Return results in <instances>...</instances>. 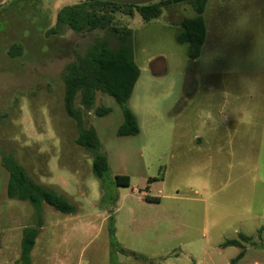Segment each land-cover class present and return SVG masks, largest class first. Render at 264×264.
I'll use <instances>...</instances> for the list:
<instances>
[{
    "label": "rangeland",
    "instance_id": "obj_1",
    "mask_svg": "<svg viewBox=\"0 0 264 264\" xmlns=\"http://www.w3.org/2000/svg\"><path fill=\"white\" fill-rule=\"evenodd\" d=\"M77 2L0 4V264H22L23 230L32 227L30 264H264V0H207L206 38L194 61L175 39L176 21L196 16L191 2L149 22L114 11L116 33L57 27L59 9ZM101 45L127 48L140 74L127 101L137 135L117 136L123 115L112 97L96 91L89 108L75 97L82 127L95 130L107 160L99 180L94 153L75 144L80 128L64 111L63 93L69 67L88 68ZM206 70L226 73L206 77ZM207 86L241 90V124L216 120L223 147L239 148L235 157L209 159L206 143L193 139L206 140ZM100 107L109 112L97 116ZM10 161L73 211L9 198ZM121 175L128 186L114 183ZM213 203L230 210H211ZM254 232L232 263L241 249L221 245Z\"/></svg>",
    "mask_w": 264,
    "mask_h": 264
},
{
    "label": "trees",
    "instance_id": "obj_2",
    "mask_svg": "<svg viewBox=\"0 0 264 264\" xmlns=\"http://www.w3.org/2000/svg\"><path fill=\"white\" fill-rule=\"evenodd\" d=\"M207 0H159L154 3L134 6L120 5L111 2L97 0H78L76 4L64 6L56 14V26H67L74 31L108 29L111 32H118L113 26V12L122 9L127 16L132 17L133 12L140 15L144 22L157 19L162 14V8L182 2H191L196 16L184 18L180 21L179 31L176 32V42L187 45V57L191 61L198 58L200 48L205 38V25L201 14ZM128 32V31H126ZM14 51H19L13 46ZM88 68L81 65H72L66 72L63 106L66 115L76 121L80 128L75 139V144L83 149L94 153L92 159V173L102 180L108 171V164L105 155L98 151V139L93 128H83L80 112L74 107V100L80 93L81 103L89 108L93 104L96 91L108 95L120 106L123 115V122L117 129V136H134L139 133L137 120L132 111L127 107L134 85L139 77V68L134 62L130 51L120 47L116 52H110L104 46L95 48L87 57ZM83 66V67H82ZM109 112L106 108H98L95 111L97 116L106 115ZM9 180L6 193L9 198H17L27 201L34 207L45 203L61 213H71L73 206L63 197L49 191L32 182L25 174L22 167L10 161ZM150 181V180H149ZM148 181V183H149ZM114 183L117 186H128L127 176H115ZM147 202L157 203L155 198H144ZM37 227L23 230L21 240L20 260L22 264H30V253L34 247L37 237ZM113 236V230L111 237ZM113 243L114 238L112 237ZM249 242L247 237L242 235L238 239L225 241L222 247H237L241 249L238 255L231 261H237L244 256V244Z\"/></svg>",
    "mask_w": 264,
    "mask_h": 264
},
{
    "label": "crops",
    "instance_id": "obj_3",
    "mask_svg": "<svg viewBox=\"0 0 264 264\" xmlns=\"http://www.w3.org/2000/svg\"><path fill=\"white\" fill-rule=\"evenodd\" d=\"M176 6H177V4H176ZM163 9H164V11L162 13H164V15H165L166 9H168V8L164 7ZM181 20H182V17L179 18L176 22L177 23L179 22V24H180ZM204 25H205V23H204ZM205 30H206V27H205ZM178 31H179V28H177V32ZM205 38H206V32H205ZM205 38H204V41H205ZM162 65H163L162 72H165L164 71L165 70V66H164L165 63L162 62ZM225 73H226L225 71L222 72V71L206 70V77H213V76L221 75V74H225ZM157 74H159V73H157V72L152 73V75L154 77H157L158 76ZM182 75H183L184 79L186 80V78L188 77L187 70H185ZM189 91L185 94L183 93V95L187 96V97H185L186 100H187V98H190L189 97V95H190ZM240 91L241 90H238V89L227 90L226 88H212L210 86L206 87V121H205L206 122V140H204L202 142L203 138H201L199 136H194L193 139H195L197 142H199L198 144H200V145L203 143H206V157L209 159H219L220 157L222 158V156H225L226 154H229V156L235 157L238 150H239V148L234 147L233 144L231 146H229L228 148L223 147L225 144V143H223L224 138L220 134H218L217 123H216L217 121L216 120L218 118H220V116H222L223 120L225 121L224 123H229V124L233 123L234 125H236V124L240 125L241 124V122H240L241 118L240 117H242V116H240L238 114L239 107L237 105L238 101H239L238 95L240 94ZM181 95H182V93H181ZM213 103H215L216 105ZM132 113L135 116V113L133 111H132ZM135 118H136V116H135ZM136 120H137V118H136ZM220 123L223 124L222 122H220ZM137 124H138V122H137ZM234 139H235V136H233L231 138L232 143H234ZM240 153H241V150L239 151V154ZM206 191H207V189H206ZM210 194H213V191ZM223 208L229 209V207H226L225 205L213 203L211 210L225 211ZM256 232H254L252 234V236H250V237L246 236L244 233H239L238 236L242 235L244 237H247L250 241L252 237L256 236ZM261 232L264 233V229ZM223 248H225V247H223Z\"/></svg>",
    "mask_w": 264,
    "mask_h": 264
},
{
    "label": "water",
    "instance_id": "obj_4",
    "mask_svg": "<svg viewBox=\"0 0 264 264\" xmlns=\"http://www.w3.org/2000/svg\"><path fill=\"white\" fill-rule=\"evenodd\" d=\"M4 0H0V4ZM97 1H102V2H111L115 4H120V5H134V6H140V5H146L150 3L157 2L159 0H97Z\"/></svg>",
    "mask_w": 264,
    "mask_h": 264
}]
</instances>
